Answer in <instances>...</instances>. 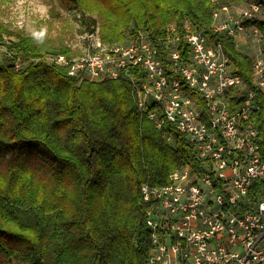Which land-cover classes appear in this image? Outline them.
<instances>
[{
	"label": "trees",
	"instance_id": "16d2710c",
	"mask_svg": "<svg viewBox=\"0 0 264 264\" xmlns=\"http://www.w3.org/2000/svg\"><path fill=\"white\" fill-rule=\"evenodd\" d=\"M243 3L262 6L264 0H65L67 9L81 13L87 32L98 28L105 44L139 33L157 44L170 25L181 34L185 26L208 34L255 92L250 122L264 147V93L253 84L252 58L233 37L211 31L217 11ZM245 25L264 39V20ZM0 46V264H148L152 243L142 185H165L184 167L206 173L186 135L167 123L156 129L138 111L125 75L78 83L65 67L43 59L74 54L69 48L47 46L1 20ZM17 58L24 67L15 70ZM184 89L205 120L204 102ZM236 93H226L231 106ZM261 185L255 182L250 193Z\"/></svg>",
	"mask_w": 264,
	"mask_h": 264
},
{
	"label": "built area",
	"instance_id": "2783aa9c",
	"mask_svg": "<svg viewBox=\"0 0 264 264\" xmlns=\"http://www.w3.org/2000/svg\"><path fill=\"white\" fill-rule=\"evenodd\" d=\"M250 4L239 15L228 14L211 31L236 39L245 30L262 38L246 20L261 13ZM94 34V33H93ZM181 46L187 49L183 55ZM183 57H186L185 59ZM45 62L67 69L78 83L100 82L125 75L138 111L156 129L169 124L186 135L206 173L192 174L187 167L173 171L162 186L142 185L145 224L151 234L148 264H264V147L250 122L255 92L247 90L234 73L222 47L208 34L185 26L179 33L167 28L159 43L145 34L123 43L96 42L81 54H47ZM24 67L17 58L15 70ZM136 69L142 77L132 71ZM253 84L264 93V54L252 58ZM184 87L205 104L207 118ZM236 90L231 106L226 93ZM172 142V135L162 133ZM263 183L251 194L253 184ZM254 195H258L253 200ZM252 208L245 209L244 206Z\"/></svg>",
	"mask_w": 264,
	"mask_h": 264
},
{
	"label": "rangeland",
	"instance_id": "374dc122",
	"mask_svg": "<svg viewBox=\"0 0 264 264\" xmlns=\"http://www.w3.org/2000/svg\"><path fill=\"white\" fill-rule=\"evenodd\" d=\"M248 6L243 3L228 8L229 11L218 12L216 23L223 22L228 14H241ZM67 8L65 0H0V20L10 30L40 39L47 46L66 47L74 54L84 53L101 41L98 28L90 34L81 24V13ZM255 18L264 20V4ZM235 43L241 52L251 58L264 54V39L254 36L249 29L238 34ZM3 48L0 46V60Z\"/></svg>",
	"mask_w": 264,
	"mask_h": 264
}]
</instances>
